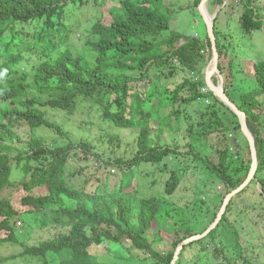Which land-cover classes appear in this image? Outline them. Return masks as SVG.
<instances>
[{
    "label": "trees",
    "instance_id": "trees-1",
    "mask_svg": "<svg viewBox=\"0 0 264 264\" xmlns=\"http://www.w3.org/2000/svg\"><path fill=\"white\" fill-rule=\"evenodd\" d=\"M193 1L188 7L195 9L200 16L198 7L202 0ZM226 1L210 0L208 5L222 7ZM90 2L0 0V43L7 33L11 42L15 41L20 27H23L24 38H19L49 55L58 50L59 43L51 37L71 33L78 26L74 25L76 12ZM94 2L102 7L108 4L111 22L104 23L102 16L91 28L86 46L95 56L93 61L75 56L67 48L55 59H47L38 66L36 86L43 94H46L45 89L54 90L55 95L51 98L43 101L31 96L25 74L10 78L12 70L24 60V55L18 54L0 63V245L19 243L12 225L15 217L32 214V211L36 214L61 213L72 224L71 228L38 246L23 244L20 257L46 262L48 257H53L56 264H110L95 257L92 248L104 243L125 246L127 242L135 251L146 254L148 263L171 264L178 247L188 238L208 230L215 222L225 196L237 190L247 179L251 169L250 145L242 133L238 117L210 90L208 97L214 104L202 109L193 107L194 102L203 98L202 89L207 86L205 70L212 60V50L208 35L199 39L183 36L173 29L175 15L186 8H176L169 3L170 0ZM228 4L235 9L234 3L228 1ZM238 5L243 7L242 30L246 33L264 32V13L255 6L254 0H240ZM215 33L224 87L230 99L247 115V125L256 140L259 168L255 180L231 201L218 227L204 239L186 246L176 264H183L187 251L196 244L201 251L208 250L212 244L217 254L229 264L236 261L254 264L244 257L242 230L233 224L229 213L235 201L255 184L261 186L262 193L258 196L264 206V61L253 65V75L246 82L248 88L240 86L244 85L245 79L236 80L234 58L228 66L223 64L230 54H234L233 49L228 51L220 43L216 25ZM181 40H185V44L177 47ZM174 78L177 79L174 84L163 85L162 79ZM253 81L255 86H251ZM141 84L147 87L144 93L138 89ZM187 107L191 112L184 109ZM86 110L96 112L99 120L116 128L139 131L134 157L131 160L117 159V163L126 169L121 186L114 193L81 191L68 183L69 177L80 171L70 166L76 159V151L90 161H93L91 157L95 161L101 158L89 140H73L71 132L51 122L49 111L75 116ZM22 126L33 132L41 129L56 131L67 143L48 145L44 138L36 136L24 141L18 133ZM154 129H161L162 134H184L187 137L184 147L225 186L226 195H221L220 203L212 210H204L206 198L200 200L198 208L182 209L167 202L166 198L144 197L140 196V191L132 192L136 172L142 165L155 166L168 158L185 155L181 152L183 147L178 144L161 146L156 143L151 136ZM220 133L225 136L228 146L215 151L218 164H214L207 152L201 153V149L210 139L216 140L214 136L218 138ZM232 135L235 136L233 141ZM241 139L250 152L247 161L240 154ZM233 144L239 147L236 152L232 151ZM189 172L188 165L170 172L165 184L168 197L176 193ZM16 175H20L18 180L14 179ZM16 185L20 187L18 192L11 199L6 198V192ZM36 190H45L46 194L35 195ZM20 206L29 210L25 209L22 214ZM245 211L253 216L256 209L245 205ZM261 221L264 222V209L261 210ZM154 224L174 235L175 240L168 252L154 248L149 238ZM229 252L236 258L227 256ZM61 256L65 259L62 260Z\"/></svg>",
    "mask_w": 264,
    "mask_h": 264
},
{
    "label": "rangeland",
    "instance_id": "rangeland-1",
    "mask_svg": "<svg viewBox=\"0 0 264 264\" xmlns=\"http://www.w3.org/2000/svg\"><path fill=\"white\" fill-rule=\"evenodd\" d=\"M228 1L235 4V9L232 11V15L228 8L222 11L218 19L217 31H219L220 34V43H222L228 51L233 49L234 54H230V56L223 61V64L228 66L230 60L234 58V76L236 80L245 79V81H243L244 85L240 86L248 88L246 82L253 75V65L256 62L264 61V32H244L240 21L243 11V7L238 5L240 0H227V2ZM193 2V0H170L169 3L176 6V8L179 6H181V8H186L188 5L192 6ZM254 4L264 13V0H254ZM107 6L108 4L102 7L96 4L94 0H91L88 6L76 12L77 15L74 25L78 24V26H75V29L71 31V33L66 35L57 34L56 37H51L55 43H59L57 46L58 50L49 55L35 50V45L29 41H25V39L21 40V38H19H24L23 27H20L17 33L18 38L13 42H11L12 38L9 36V33H7L4 41L0 43V63L6 62V59L18 54L24 55V60L12 70L10 78L15 77L16 74H25L27 76L26 84L29 86L31 96H37L43 101H46L55 95V91L52 89H45L46 94H43L38 90L35 83L39 73L38 66L47 59H55L67 48H70L75 56H82L93 61L95 56L86 46V43L87 40L90 39L91 28L97 20L103 16L104 23L109 24L111 22ZM195 14L200 22V26L195 25V19L193 17H183V19L189 23L182 26H185V32L190 37L196 36L201 39L207 29H205V23L201 20L200 16L198 17L197 12H195ZM24 27L27 28V26ZM173 28L177 30V28ZM180 29L181 28L177 31H180ZM207 68L205 70L206 73ZM227 72L228 70H226V73ZM213 80L215 85L221 83V79L218 75H216ZM176 81V78L170 80L162 79L163 85H170ZM251 84V86H255V81ZM138 89L144 93L147 87L141 84ZM203 89H208V87L206 86ZM202 94L205 100L194 102L193 107L196 109H202L204 106H212L214 104L208 97L209 89L207 94ZM184 109L191 112L190 107ZM162 116H165L164 111L162 112ZM49 118L51 122L63 126L65 131L71 132L73 140H81L82 138L89 140L95 152L98 153L101 158L99 161H95L94 158L91 157L90 159L93 161H90L84 154L76 151V159L71 161L70 166H74L75 169H80V171H77V175L74 174V177H69V185L72 188L81 191L84 190L86 192H100L104 194L116 192L121 186L123 172L124 169H126L122 164L117 163V159L131 160L134 157L137 152L139 131L116 128L111 123H104L99 120L96 112H90L88 110L78 112L75 116H68L57 111H49ZM175 132L178 131L175 130ZM18 133L24 141L29 140L32 136H36L44 138L48 145H52L53 143H67L56 131L49 129H41L33 132L26 126H22L18 130ZM177 134L178 135L169 133L162 134L161 129H154L152 131L151 136L156 143L161 146H174L178 144L183 147L181 152L185 155L182 157L179 155L168 158L165 162L155 166L142 165L136 172V179L133 183L132 192L133 190L140 191V196L144 197L157 196L160 199L166 198L167 202H172L182 209L188 207L192 208L193 206L194 208H198L200 200H205L206 198L204 210H212L216 204L220 203L222 198L221 195H226V188L221 184L216 175L210 174V172L202 166V161H196L189 153V149L184 147L187 143V137L182 133ZM217 136L218 138L214 136L216 140H209L208 138L209 142H206L203 149H201V153L204 154L207 152L211 162L214 164H218V156L215 154V151L223 150L228 146L225 142V136L222 133ZM231 139L233 141L235 136L232 135ZM240 145V154L247 161L250 157V152L247 150L246 143H244L242 139ZM233 147H235L232 148L233 152L239 150L237 144H233ZM186 165L190 166V172L184 178L176 193L168 197L165 192V184L170 177V172L183 168ZM19 176L20 175H16L14 179L18 180ZM126 180L128 179L126 178ZM19 189V185L11 187L6 192L5 197L11 199ZM258 193H262V189L260 184H255L243 195V197L235 201V205L230 211L229 216L233 224L242 230L245 259H249L254 264H264V222L262 223L261 221V210L264 209V206ZM33 194H46V191L36 190ZM245 205H249L256 209L253 216L245 211ZM25 209L29 210V208H23L21 206L19 208L22 214L26 212ZM12 225L17 233L19 243L0 245V264H56L53 257H48V262H46V260H39L31 257H20L23 252L22 246L23 244L27 246H38L41 242L53 240L58 237L59 234L67 232L72 224L67 217L61 213L36 214L32 211V214L29 213L15 217ZM149 238L153 242L154 248L161 252H168L171 249V243L175 240L173 234L169 233L167 229L162 230L161 227L156 224L152 227ZM124 245L125 246H116L111 243H104L101 246H94L91 251L95 257L110 264H151V259V262L148 263L146 261V254L135 251L131 247V243L125 242ZM227 256L233 259L236 258V255L231 254V252L227 253ZM128 257L131 258L129 261L126 259ZM61 259L64 260V256H61ZM183 264L229 263L222 255L217 254L212 244H210L206 251H201V247L196 244L192 249L187 251ZM235 264L245 263L236 261Z\"/></svg>",
    "mask_w": 264,
    "mask_h": 264
},
{
    "label": "water",
    "instance_id": "water-1",
    "mask_svg": "<svg viewBox=\"0 0 264 264\" xmlns=\"http://www.w3.org/2000/svg\"><path fill=\"white\" fill-rule=\"evenodd\" d=\"M210 0H202L201 4L198 7L199 14L202 17V20L206 24L207 27V33L209 36V39L211 41V50H212V60L209 64V67L207 68V73L205 76V81L208 89L213 93V95L218 99L220 102H222L225 106H227L237 117L241 126V130L245 138L247 139L250 149H251V159H252V166L249 172V175L245 182L237 189L232 191L230 194H228L224 200L223 206L215 220V222L206 230L203 234L195 235L191 238H188L185 240L177 249L174 259L171 264H176L182 250L197 241H200L207 237L213 230H215L220 222L223 219V216L226 213V210L231 203V201L238 196L240 193H242L254 180L256 173L259 168V159H258V152L256 147V140L250 131L248 125H247V115L243 111H241L238 106L230 99V97L227 95L225 87H224V76L222 71L219 68L220 63V55L217 45V37L215 33V19L216 15L212 16L209 14L207 9V4ZM218 75L221 79V83L218 85H215V82L213 80L214 77Z\"/></svg>",
    "mask_w": 264,
    "mask_h": 264
},
{
    "label": "crops",
    "instance_id": "crops-1",
    "mask_svg": "<svg viewBox=\"0 0 264 264\" xmlns=\"http://www.w3.org/2000/svg\"><path fill=\"white\" fill-rule=\"evenodd\" d=\"M189 6V5H188ZM186 7V9L182 12V11H179L180 13H177L176 15H175V20H174V22H173V27H175V28H177V30H179V28H181L180 29V31H178L181 35H183V36H189L186 32H185V26H182V25H184V24H187V23H189V22H187V21H185L184 19H183V17L184 18H188V17H193L194 19H195V25H199L200 26V22H199V20L197 19V16H196V14H195V12H196V10L195 9H193L192 7ZM229 9V11H230V14L232 15V11H233V9H231V7H230V4H228V2L226 1L225 2V5L224 6H222V7H220V6H214V7H211V6H208L207 5V9H208V12H209V14L210 15H216V18H218L219 19V17H220V15H221V13H222V11H224V10H226V9ZM182 12V13H181ZM236 15V14H235ZM196 17V18H195ZM199 17V16H198ZM201 20H202V18H201ZM203 21V20H202ZM225 21H226V19H225ZM204 22V21H203ZM202 22V24L204 25V23ZM216 26H217V29H218V20H217V22H216V24H215ZM205 26V29H207L206 28V24L204 25ZM174 29V28H173ZM175 30V29H174ZM176 30V31H177ZM206 35H208V33H207V30H206V32H205V34L203 35V37H201V39H205V37H206ZM185 40H181V42L179 43V44H177V47L178 46H181V45H184L185 44ZM208 49V48H207ZM205 76H206V71H205Z\"/></svg>",
    "mask_w": 264,
    "mask_h": 264
},
{
    "label": "built area",
    "instance_id": "built-area-1",
    "mask_svg": "<svg viewBox=\"0 0 264 264\" xmlns=\"http://www.w3.org/2000/svg\"><path fill=\"white\" fill-rule=\"evenodd\" d=\"M202 93H204V94H207L208 93V89H203V92ZM204 98H202V100H203ZM205 100V99H204Z\"/></svg>",
    "mask_w": 264,
    "mask_h": 264
},
{
    "label": "clouds",
    "instance_id": "clouds-1",
    "mask_svg": "<svg viewBox=\"0 0 264 264\" xmlns=\"http://www.w3.org/2000/svg\"><path fill=\"white\" fill-rule=\"evenodd\" d=\"M202 100V99H201Z\"/></svg>",
    "mask_w": 264,
    "mask_h": 264
}]
</instances>
